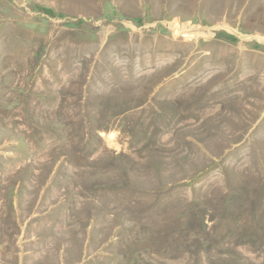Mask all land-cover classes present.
Listing matches in <instances>:
<instances>
[{
	"label": "rangeland",
	"instance_id": "374dc122",
	"mask_svg": "<svg viewBox=\"0 0 264 264\" xmlns=\"http://www.w3.org/2000/svg\"><path fill=\"white\" fill-rule=\"evenodd\" d=\"M0 264H264V0H0Z\"/></svg>",
	"mask_w": 264,
	"mask_h": 264
}]
</instances>
